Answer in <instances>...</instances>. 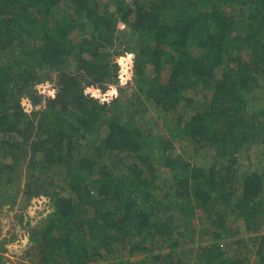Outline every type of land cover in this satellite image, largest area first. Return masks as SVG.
<instances>
[{"label":"trees","instance_id":"16d2710c","mask_svg":"<svg viewBox=\"0 0 264 264\" xmlns=\"http://www.w3.org/2000/svg\"><path fill=\"white\" fill-rule=\"evenodd\" d=\"M4 51L0 210L45 197L37 264H264V0H0Z\"/></svg>","mask_w":264,"mask_h":264},{"label":"rangeland","instance_id":"374dc122","mask_svg":"<svg viewBox=\"0 0 264 264\" xmlns=\"http://www.w3.org/2000/svg\"><path fill=\"white\" fill-rule=\"evenodd\" d=\"M131 1V0H130ZM62 6H65L64 3H62ZM104 8V7H102ZM71 9V8H70ZM66 6L63 7V13H65ZM69 12L72 14V16L75 17V14L73 10H69ZM122 29V28H121ZM119 33H122V31H119ZM71 38H74V40L77 42L82 38V35L77 33H71ZM129 52V51H128ZM125 52V53H128ZM127 54H124L126 56ZM7 54L6 51L0 54V60L3 62H6ZM167 71L163 72V75H167ZM55 76V73L53 74ZM55 78V77H54ZM46 82V81H45ZM47 82H50V85L52 86L55 84L54 79L50 80L48 79ZM44 83V82H41ZM38 83V84H41ZM37 84V85H38ZM189 95L195 98V102L193 103V107L197 103H203V100H201V96H199L195 91L190 90ZM181 107L178 109V112H189L187 109H181ZM177 115V113H174ZM176 146L178 150L185 155L188 158H191L192 151L189 147V145L186 143L185 140L182 139H176L175 140ZM262 150H258L254 148V151H248L243 152L239 155V160L242 165V167H252L251 163L256 161V158L258 157L257 154H261ZM207 155L212 154V152H206ZM202 157V155L200 156ZM197 160H204L205 162L211 161L209 158H200ZM163 175L168 177L170 175L167 168L163 169ZM15 189V188H14ZM13 189V191H14ZM22 203V200H19L18 204ZM33 199L29 202L28 205H24L25 208L22 207V205H18L16 207H10V205L4 206L0 210V222L3 227V232L6 234V236L14 237L15 241H11L8 244L7 253L8 256V262L7 264H37L38 257L34 255L36 252L34 250V242L30 240L29 233L32 230V227H35V229L40 225L41 220H43L47 214V202L44 200L41 203V207L37 208L33 213H29V208L33 206ZM23 204V203H22ZM46 213V214H45ZM21 215V216H18ZM20 217L23 218L22 221L20 220ZM232 219L234 217L228 218V223L235 227L236 230H239L241 233L244 232V226L241 221L234 222ZM27 235L28 242L23 247H17V248H10L9 245L13 243L19 244L22 238Z\"/></svg>","mask_w":264,"mask_h":264},{"label":"clouds","instance_id":"9594fccd","mask_svg":"<svg viewBox=\"0 0 264 264\" xmlns=\"http://www.w3.org/2000/svg\"><path fill=\"white\" fill-rule=\"evenodd\" d=\"M124 24L121 23L119 25L120 28H124ZM133 56L134 53L128 52L126 56H121L118 58V61L121 65L120 73H119V80L120 84L123 85L127 80L131 78V71L130 69L133 67ZM36 87L39 89L41 93H47V95H50L52 97L55 96L56 89L51 87L50 82H44L41 84L36 85ZM91 94L93 98H98L101 103L103 102H110L111 98L118 95V90L115 86H111L108 88L107 91H105L103 94H101V91L99 88L96 87H86L85 88V94ZM21 104L24 106L25 111H29L32 107V104L30 102V99L28 97H23L21 99ZM45 200V197L42 195L39 197V202L34 201L33 206L29 208V213H33L37 208L41 207V203ZM46 214V213H45ZM28 242V237L25 235L19 244L13 243L9 245L10 248H17V247H23Z\"/></svg>","mask_w":264,"mask_h":264}]
</instances>
